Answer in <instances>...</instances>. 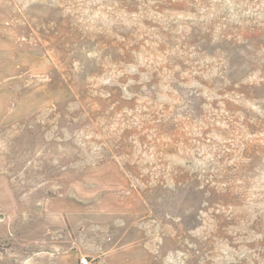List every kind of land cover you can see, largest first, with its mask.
<instances>
[{"label":"rangeland","instance_id":"obj_1","mask_svg":"<svg viewBox=\"0 0 264 264\" xmlns=\"http://www.w3.org/2000/svg\"><path fill=\"white\" fill-rule=\"evenodd\" d=\"M264 264V0H0V264Z\"/></svg>","mask_w":264,"mask_h":264},{"label":"built area","instance_id":"obj_2","mask_svg":"<svg viewBox=\"0 0 264 264\" xmlns=\"http://www.w3.org/2000/svg\"><path fill=\"white\" fill-rule=\"evenodd\" d=\"M79 264H91V262L87 258H81Z\"/></svg>","mask_w":264,"mask_h":264}]
</instances>
